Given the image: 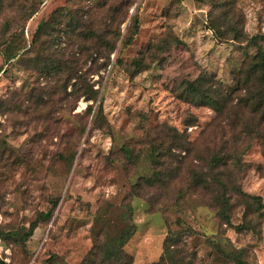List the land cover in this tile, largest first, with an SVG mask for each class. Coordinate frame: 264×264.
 Here are the masks:
<instances>
[{
  "label": "rangeland",
  "instance_id": "obj_1",
  "mask_svg": "<svg viewBox=\"0 0 264 264\" xmlns=\"http://www.w3.org/2000/svg\"><path fill=\"white\" fill-rule=\"evenodd\" d=\"M96 1L24 0L27 6L38 4L23 26L27 47L7 63L0 48V232L8 248L0 264H87L96 227L105 226L101 238L106 229H120L127 203L135 223L124 244L128 264L157 263L167 237V264H264V209L246 212L244 200L233 195L229 224L207 195L186 187L191 167L209 157L204 146L218 133L211 125H226L228 111L220 115L177 95V83L196 78L200 70L235 84L244 61L258 50L250 37L264 32V0H225L233 18L242 19L243 41L217 39L209 22L212 0H135L121 30L125 34L138 17V34L128 45L123 38L118 41L103 77L91 75L103 103L102 114L94 117L87 111L92 101L77 97L72 85L56 86L39 69L36 52H23L51 13L63 28L61 9ZM122 1L110 0L96 14L100 28L104 20L118 22L126 11ZM110 4L116 8L113 14L106 12ZM49 28L38 32L42 39L48 40ZM170 32L181 43L146 52L150 67L131 77L124 68L151 43L164 40L161 47L166 46ZM116 56L121 63H115ZM167 125L191 141L190 152L175 148L179 142L167 133ZM238 144L249 148L243 163L231 166V179L264 203L263 141L246 136ZM169 145L174 146L171 156ZM153 148L161 164L151 159ZM170 159L174 163L168 166ZM55 201L52 217L24 240L29 224Z\"/></svg>",
  "mask_w": 264,
  "mask_h": 264
},
{
  "label": "trees",
  "instance_id": "obj_2",
  "mask_svg": "<svg viewBox=\"0 0 264 264\" xmlns=\"http://www.w3.org/2000/svg\"><path fill=\"white\" fill-rule=\"evenodd\" d=\"M109 1L97 0L95 5L86 3L81 8L61 9L60 11L65 15L66 24V26L62 25L63 28L56 24V13H51V17L39 25L37 37L32 41L31 47L23 52V56L29 50L33 53L36 52L39 69L45 73V77H51L50 79L56 86L72 85V93L77 97L84 96L87 101H92L89 102L87 111L88 113L93 112L94 117L102 114L103 103L99 97L100 87L96 86V81H91V75L98 74L103 77L102 71H105L111 64L112 54L117 50L118 41L123 38V43L128 45L132 43L139 32L138 17H135L134 23L131 27L129 26L130 28L125 34L121 30L135 0L122 1L126 6V11L124 10L118 22L115 23L114 19L110 22L104 20L103 27H99L94 19H96V14L110 3ZM211 3L213 6L209 14L210 29L217 39L247 40L243 31L242 19L233 18L231 15V4L225 0L221 2L212 0ZM113 7L110 4L106 9L107 14L114 13L116 8L113 9ZM7 10L14 11L13 15L10 16ZM37 10L38 4L35 2L27 6L24 0H0V48H2L1 54L4 63L10 62L27 47L23 26ZM44 27H50L48 40L42 39V34L38 33H42ZM250 40L257 44L258 50L244 61L233 86L216 79L205 70H200L198 76L192 80L184 79L177 83L179 97L198 104L209 105L220 115L225 111L229 113V116L226 115V125H211V131L218 128V133L214 135V139L206 142L207 146H204L203 153H208L209 157H201L199 161L203 162L191 167L192 169L187 175L186 186L189 192L190 190L196 193L201 191L207 195L211 204L219 206L221 216L229 224L232 223L229 210L233 205L231 202L233 195L244 200L246 212L250 210L260 212L264 209L263 199L260 195L243 191L242 187L231 179V166H240L243 163L242 154L249 148V145L243 148L238 143L244 142L246 136H252L262 140L264 144V32L251 36ZM165 43L167 45L163 47L161 46L164 44V40L151 43L147 50L141 53L143 55L134 59L124 68L125 71L131 77L138 74L150 67L145 61L144 54L146 52L169 50L174 44L181 43V40L170 32ZM90 59L91 65L85 66ZM115 60V63H121L120 57L116 56ZM157 61H160L159 57ZM97 100L100 102L95 106ZM231 131L233 133L230 136ZM167 133L174 141L179 142L178 147L175 148L186 151V153L191 151V141L185 140L179 130L167 125ZM173 148V145L167 147V156L173 155ZM241 148H243L242 152ZM150 153L154 163L161 164L158 148L151 149ZM173 163V160L170 159L168 166ZM260 170L264 171V165H260ZM143 179L149 184L152 183L148 178ZM141 180L138 182L140 187L142 186ZM56 206L57 201L49 210L41 211L37 215L36 219L26 228L24 240L30 238L40 222L52 217ZM125 207L120 229L114 232L106 229L104 238H101L105 226L101 222L102 224L100 223V226L96 227L93 248L85 259L87 264H128V255L124 251V244L134 233L135 223L132 218L133 206L127 203ZM97 216L100 220H104L102 211L101 213L99 211ZM1 237L3 238L2 235ZM168 238L165 240L164 253L159 261L153 264H167L166 251L168 252L170 249ZM242 264L249 263L242 261Z\"/></svg>",
  "mask_w": 264,
  "mask_h": 264
},
{
  "label": "built area",
  "instance_id": "obj_3",
  "mask_svg": "<svg viewBox=\"0 0 264 264\" xmlns=\"http://www.w3.org/2000/svg\"><path fill=\"white\" fill-rule=\"evenodd\" d=\"M7 249H8V248H7V246H6V244H5L4 240H3V238H2L1 235H0V257H2V258L4 257L5 253L8 252Z\"/></svg>",
  "mask_w": 264,
  "mask_h": 264
}]
</instances>
